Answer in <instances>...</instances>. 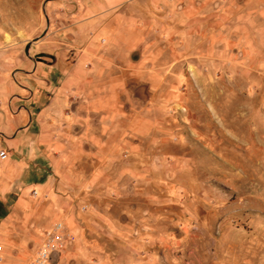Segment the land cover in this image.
Returning a JSON list of instances; mask_svg holds the SVG:
<instances>
[{"label": "rangeland", "instance_id": "rangeland-1", "mask_svg": "<svg viewBox=\"0 0 264 264\" xmlns=\"http://www.w3.org/2000/svg\"><path fill=\"white\" fill-rule=\"evenodd\" d=\"M150 1L0 0V264H264V0Z\"/></svg>", "mask_w": 264, "mask_h": 264}, {"label": "built area", "instance_id": "built-area-1", "mask_svg": "<svg viewBox=\"0 0 264 264\" xmlns=\"http://www.w3.org/2000/svg\"><path fill=\"white\" fill-rule=\"evenodd\" d=\"M0 158L2 160L8 159V153L6 151L0 152ZM64 224L59 222L44 236L42 245L38 248V251L33 256L29 264H50L53 253L57 252L60 245L63 242ZM2 248H0V251Z\"/></svg>", "mask_w": 264, "mask_h": 264}, {"label": "crops", "instance_id": "crops-1", "mask_svg": "<svg viewBox=\"0 0 264 264\" xmlns=\"http://www.w3.org/2000/svg\"><path fill=\"white\" fill-rule=\"evenodd\" d=\"M150 0H102V2H98L97 3V8L102 9V10H131L132 12L134 11V9L136 8H145L148 9L150 8ZM154 3H156L158 7H160V0H154ZM130 19H133V17H131ZM118 20H121V15L118 17ZM128 21V19H127ZM4 92V91H3ZM5 93V92H4ZM4 113V112H3ZM5 114V113H4ZM6 119L9 123H12L13 125L15 124L16 126H18L21 122H22V115H19V117L17 119H15V117H11L9 115H6ZM6 151V150H3ZM7 152V151H6ZM8 153V152H7ZM6 160H2L0 158L1 162L7 161Z\"/></svg>", "mask_w": 264, "mask_h": 264}]
</instances>
